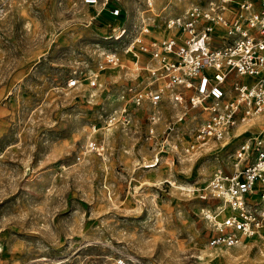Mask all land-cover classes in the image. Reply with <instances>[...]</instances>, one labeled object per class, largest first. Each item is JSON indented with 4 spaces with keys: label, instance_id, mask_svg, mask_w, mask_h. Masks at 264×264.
<instances>
[{
    "label": "rangeland",
    "instance_id": "obj_1",
    "mask_svg": "<svg viewBox=\"0 0 264 264\" xmlns=\"http://www.w3.org/2000/svg\"><path fill=\"white\" fill-rule=\"evenodd\" d=\"M148 1H110L104 12L127 29L116 40L120 29L101 32L105 22H91L100 10L82 0H0V264H264V232L209 245L206 214L222 202L203 191L264 119L194 153L186 149L208 111L166 92L150 121L154 106L131 96L152 78L136 71L127 43L145 25L149 39L167 38L168 18L211 0ZM113 52L122 64L100 70ZM123 106L129 122L109 126Z\"/></svg>",
    "mask_w": 264,
    "mask_h": 264
},
{
    "label": "built area",
    "instance_id": "obj_2",
    "mask_svg": "<svg viewBox=\"0 0 264 264\" xmlns=\"http://www.w3.org/2000/svg\"><path fill=\"white\" fill-rule=\"evenodd\" d=\"M110 1L82 0L104 8ZM148 4L152 6L151 0ZM112 14L119 15L120 10ZM166 28L174 33L152 40L148 38L150 28L145 25L127 43L126 53L132 55L136 71H147L152 78L132 92L135 105L151 103L157 107L168 92L172 102L185 110L184 103H189L208 111L209 118L198 128L187 153L211 141H223L231 130L254 117L264 119V0H242L237 6L230 0H211L205 7L192 5L184 13L168 18ZM126 33L127 29L121 28L114 38L119 40ZM147 55L152 68L144 63L143 56ZM104 60L100 70L122 64L116 52L106 54ZM244 77L256 80L247 83ZM97 78V74L89 78L92 86ZM158 82L161 87H157ZM79 83L74 77L68 86L73 88ZM158 118L156 111L149 116L153 124ZM128 122V109L123 106L107 124ZM87 150L103 153V148L92 141ZM203 191L222 202L218 211L206 214L216 231L209 241L211 247H234L264 232V125L239 145L232 170L215 172ZM118 264L127 263L119 260Z\"/></svg>",
    "mask_w": 264,
    "mask_h": 264
},
{
    "label": "crops",
    "instance_id": "obj_3",
    "mask_svg": "<svg viewBox=\"0 0 264 264\" xmlns=\"http://www.w3.org/2000/svg\"><path fill=\"white\" fill-rule=\"evenodd\" d=\"M95 8H97L98 7V9L100 10L99 11V13H98V16L99 17H96V18H93L92 20H91V22L94 20V19H100V20H102V22L104 21L105 23H104V27L102 26L100 29H101V32H105L106 31V29H110V28H112L113 27V29H114V31H116V30H119V29H121L123 26H120V27H117L118 25H121L120 24V21H118V20H115V21H113V19H116V18H112L109 14H106L104 11H105V9L106 8H104V7H99L98 5L97 6H94ZM97 12V11H96ZM104 12V13H103ZM103 14H104V18L102 17L103 16ZM103 18V19H102ZM90 24H92V23H90L89 22V25ZM117 27V28H116ZM158 29H162V26H159L156 30H158ZM165 31V30H164ZM167 31V30H166ZM169 31V30H168ZM162 32H163V29H162ZM161 32V33H162ZM170 32V31H169ZM171 34H173L174 32H170ZM169 35V34H168ZM144 59H145V56L143 57ZM148 67L149 68H152L151 67V63L150 64H148ZM263 233V232H262Z\"/></svg>",
    "mask_w": 264,
    "mask_h": 264
},
{
    "label": "bare ground",
    "instance_id": "obj_4",
    "mask_svg": "<svg viewBox=\"0 0 264 264\" xmlns=\"http://www.w3.org/2000/svg\"><path fill=\"white\" fill-rule=\"evenodd\" d=\"M231 1V3H232V5L233 6H237V5H239L242 1H240L238 4H234V2H232V0H230ZM232 10H229V11H227V15H229L230 14V12H231ZM121 37H119V39H120ZM247 83H252L253 81H255L256 80V78H253V77H244L243 78ZM154 110L156 111V108L154 107ZM257 118H261L260 116H258V117H254V118H252L251 119V121L248 123V124H240L239 126H242V125H250L255 119H257ZM238 126V127H239ZM237 128V127H236ZM235 128V129H236ZM235 129H233V130H235ZM239 135V132L238 133H236L235 134V136L234 137H237ZM160 162V161H159ZM147 164V163H146ZM145 164V165H146ZM148 168L149 167H154L155 165L154 164H151V165H146ZM263 232V231H262ZM262 232H260V234L262 233ZM253 238V237H252ZM251 238H248L246 241H243L241 244H239V245H237V246H240V245H242L244 242H247V241H249ZM237 246H234V247H237ZM226 248H233V247H226Z\"/></svg>",
    "mask_w": 264,
    "mask_h": 264
}]
</instances>
